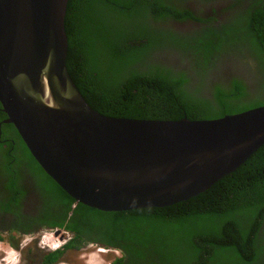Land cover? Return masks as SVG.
<instances>
[{
  "label": "trees",
  "instance_id": "1",
  "mask_svg": "<svg viewBox=\"0 0 264 264\" xmlns=\"http://www.w3.org/2000/svg\"><path fill=\"white\" fill-rule=\"evenodd\" d=\"M216 2L224 5L218 12ZM64 28L66 69L103 116L214 120L264 106L262 84L250 93L238 80L208 84L206 94L202 83L226 52L264 54V0H68ZM10 130L16 132L13 125ZM19 137L10 154L0 144L1 171L11 174L8 158L17 169L24 162L41 202L32 220L71 234L62 250L43 254L41 264L59 262L64 251L88 240L122 252L111 264H264V144L186 201L103 212L76 205ZM14 184L9 178L10 204L18 207L23 195ZM1 202L6 214L9 203Z\"/></svg>",
  "mask_w": 264,
  "mask_h": 264
},
{
  "label": "water",
  "instance_id": "2",
  "mask_svg": "<svg viewBox=\"0 0 264 264\" xmlns=\"http://www.w3.org/2000/svg\"><path fill=\"white\" fill-rule=\"evenodd\" d=\"M67 2L0 0V104L4 123L76 205L123 212L186 201L264 144V106L197 121L94 111L66 69Z\"/></svg>",
  "mask_w": 264,
  "mask_h": 264
},
{
  "label": "flooded vegetation",
  "instance_id": "3",
  "mask_svg": "<svg viewBox=\"0 0 264 264\" xmlns=\"http://www.w3.org/2000/svg\"><path fill=\"white\" fill-rule=\"evenodd\" d=\"M215 5L217 12L224 7V5L220 2H216ZM234 52L224 53L219 61L218 70L214 67V70L209 71L208 74L206 73L208 76H206L205 80L202 82L205 83L204 91L206 94H209L211 89L208 86L206 88V85L208 84L215 85L217 83H222L224 86H229L232 82L241 81L245 89L248 91L252 90L253 87H259L261 84L264 86L263 51L255 50V53H253L247 48H241L235 50ZM6 119L7 116L2 111V106L0 104V144L10 154L11 150L14 149L18 136H16V134L18 133L13 130L5 131L6 128L12 126L11 124L4 123ZM7 161L10 164L11 174H5L0 169V199L4 200V203L6 204L9 203L8 205L10 206V210L6 214H0V236L12 240L15 236H43L44 234L54 232L55 230L62 231L60 229L44 227L43 225L38 224V221L32 220V218L38 213L41 204V202L39 203L34 182L30 177L24 162H20L17 169L15 159L8 158ZM9 178L10 180L13 178L15 182L14 186L22 191L23 199L20 201L18 207H13L12 204H10L11 193L7 189ZM1 204L2 202L0 205ZM35 218H37V216ZM12 229H22L24 232H10ZM69 238L70 237H68V239ZM111 245L113 244L107 245L103 242H96V240H88L79 250L82 248L86 249L90 246H99L114 250L122 256V252ZM76 251L77 250H74V252Z\"/></svg>",
  "mask_w": 264,
  "mask_h": 264
},
{
  "label": "rangeland",
  "instance_id": "4",
  "mask_svg": "<svg viewBox=\"0 0 264 264\" xmlns=\"http://www.w3.org/2000/svg\"><path fill=\"white\" fill-rule=\"evenodd\" d=\"M2 238L4 239V237ZM41 238V235L35 238L15 236L12 239L15 241L11 244H8L5 239V241H0V261L7 257V260L10 261L8 264H40L41 255L49 251L43 247L44 244H41ZM15 244L17 247H12ZM25 245L27 246L24 247ZM117 257H119V253L115 251L105 250L104 252H100L98 248L90 247L82 252H66L63 255V262L61 264H109ZM3 261H6V259H3Z\"/></svg>",
  "mask_w": 264,
  "mask_h": 264
},
{
  "label": "clouds",
  "instance_id": "5",
  "mask_svg": "<svg viewBox=\"0 0 264 264\" xmlns=\"http://www.w3.org/2000/svg\"><path fill=\"white\" fill-rule=\"evenodd\" d=\"M196 4V3H195ZM254 109V108H253ZM19 135V134H18ZM22 140V139H21ZM24 143V142H23ZM46 174V173H45ZM47 175V174H46ZM48 176V175H47ZM49 177V176H48ZM67 194V193H66ZM60 230H62V229H60ZM53 231V230H52ZM58 230H55L54 232H51V233H46V234H44L43 236H42V238H41V244H44V246L43 247H45V248H47L49 251H47V253H50V252H54V251H57V250H62V247L70 240V238H71V234H69L68 232H66V231H64V230H62V231H59V234L56 236L55 235V232H57ZM47 234H49V235H47ZM24 237V236H23ZM27 237V236H26ZM28 237H37L36 235L35 236H28ZM63 237H65V238H63ZM68 237H70L69 239H68ZM0 238L1 239H3L2 238V236H0ZM4 239L8 242V244H11L12 242H14L15 240H9V238H5L4 237ZM0 240V241H5V240ZM57 241V242H56ZM55 242H56V244H55ZM27 245H25L24 247H26ZM12 247H17V245L15 244L14 246H12ZM90 247H93V246H90ZM90 247H88V248H90ZM96 248H98L99 249V251L100 252H104L105 250H108V251H114V250H110V249H107V248H103V247H99V246H95ZM88 248H86V249H81V250H77L76 252H82V251H85V250H87ZM74 250H76V249H73V250H67V251H64L63 252V254H62V256H61V259L59 260V262H56V263H54V264H61L62 262H63V255L66 253V252H68V251H74ZM116 252V251H115ZM21 253V252H20ZM47 253H43V254H47ZM118 253V252H117ZM42 256V255H41ZM119 257H121L120 256V254H119ZM118 258V257H117ZM3 259H7V257H5V258H3ZM3 259L0 261V264H8V262H6V261H3ZM115 259V258H114ZM8 261V260H7ZM112 263V262H111ZM111 263H109V264H111ZM40 264H41V259H40Z\"/></svg>",
  "mask_w": 264,
  "mask_h": 264
},
{
  "label": "bare ground",
  "instance_id": "6",
  "mask_svg": "<svg viewBox=\"0 0 264 264\" xmlns=\"http://www.w3.org/2000/svg\"><path fill=\"white\" fill-rule=\"evenodd\" d=\"M6 262H8V263H9L10 261H7V259H6Z\"/></svg>",
  "mask_w": 264,
  "mask_h": 264
}]
</instances>
